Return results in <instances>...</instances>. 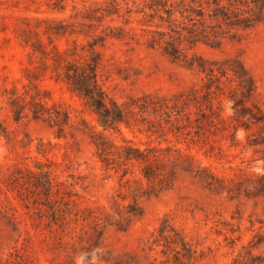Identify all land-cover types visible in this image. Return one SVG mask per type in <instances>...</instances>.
I'll use <instances>...</instances> for the list:
<instances>
[{"label": "rangeland", "instance_id": "obj_1", "mask_svg": "<svg viewBox=\"0 0 264 264\" xmlns=\"http://www.w3.org/2000/svg\"><path fill=\"white\" fill-rule=\"evenodd\" d=\"M168 25L153 0H0V264H264V14L218 45L180 43L247 68L255 89L240 116L237 81L206 91V73L165 51ZM92 75L130 116L125 136L173 146L151 161L156 176L99 159L80 88ZM192 91L172 117L151 106ZM38 162L57 174L50 195L34 183Z\"/></svg>", "mask_w": 264, "mask_h": 264}, {"label": "trees", "instance_id": "obj_2", "mask_svg": "<svg viewBox=\"0 0 264 264\" xmlns=\"http://www.w3.org/2000/svg\"><path fill=\"white\" fill-rule=\"evenodd\" d=\"M154 4L164 6L168 13L169 29L172 38L167 39L165 51L178 59L186 61L190 66L198 68L206 73L208 79L205 82L206 91H212L214 87L220 89V84L225 80L237 81L238 88L241 89L242 97H235V115L247 114L245 96L251 94L255 89V82L247 68L240 62L239 65H230L226 61H207L203 57L194 54L189 56L180 47L182 41H186L190 46L202 40L211 45H218L221 39L226 36H233V28H249L262 20L264 14V0H214V6L206 12L204 0H153ZM253 3V4H251ZM90 80L80 85L81 90L90 99L92 110L97 115V125L101 129H95L92 133L97 146V155L103 165L107 168L114 167L123 169L124 175L128 172L129 164L134 162L146 163L143 167L145 176L148 178L157 175L151 166V161L158 158L163 150H172L173 146L162 147L160 145H148L142 147L133 139L125 136L122 124L131 128L130 116L127 111L117 102L108 101L106 94L99 87L97 78L92 75ZM197 95L192 91L189 95L181 93L177 95L172 103L160 99L151 105L154 110H161L166 115L174 116L179 114V103L187 102ZM145 98H151L148 95ZM140 108L147 104L136 103ZM252 121L258 122L262 117L255 112H249ZM246 124V123H242ZM248 127V125H246ZM114 132L123 134V142H118L114 137ZM264 143V135L257 141ZM180 150V148H177ZM38 171H31L35 175L34 183L37 188H41L45 194H52L57 174L55 170L44 163L38 162ZM74 184L73 182L70 185ZM129 211L139 214L137 207H132ZM166 222V221H165ZM172 230L180 237L183 248L187 247V241L176 231L174 227H164L162 232ZM167 264H189L187 262L167 263Z\"/></svg>", "mask_w": 264, "mask_h": 264}]
</instances>
